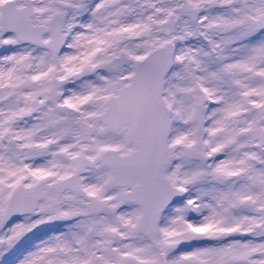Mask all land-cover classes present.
I'll return each mask as SVG.
<instances>
[{
	"label": "snow or ice",
	"instance_id": "obj_1",
	"mask_svg": "<svg viewBox=\"0 0 264 264\" xmlns=\"http://www.w3.org/2000/svg\"><path fill=\"white\" fill-rule=\"evenodd\" d=\"M0 264H264V0H0Z\"/></svg>",
	"mask_w": 264,
	"mask_h": 264
}]
</instances>
